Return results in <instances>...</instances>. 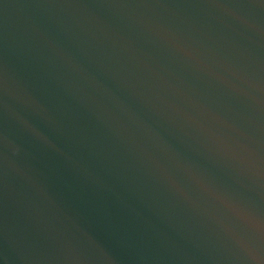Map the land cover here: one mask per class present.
<instances>
[{"label": "water", "instance_id": "1", "mask_svg": "<svg viewBox=\"0 0 264 264\" xmlns=\"http://www.w3.org/2000/svg\"><path fill=\"white\" fill-rule=\"evenodd\" d=\"M0 264H264V0H0Z\"/></svg>", "mask_w": 264, "mask_h": 264}]
</instances>
